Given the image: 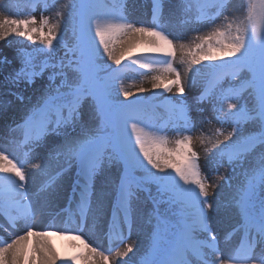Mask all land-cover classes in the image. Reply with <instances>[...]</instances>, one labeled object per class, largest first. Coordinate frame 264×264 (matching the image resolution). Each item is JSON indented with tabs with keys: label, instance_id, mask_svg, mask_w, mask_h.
Wrapping results in <instances>:
<instances>
[{
	"label": "snow or ice",
	"instance_id": "snow-or-ice-1",
	"mask_svg": "<svg viewBox=\"0 0 264 264\" xmlns=\"http://www.w3.org/2000/svg\"><path fill=\"white\" fill-rule=\"evenodd\" d=\"M44 2L46 9L55 11L39 21L35 15L23 19L0 16V41L20 37L35 46L27 55L18 52L15 61L0 56V72L16 64L4 75L10 90L0 95V110L23 104V89L35 85L45 68L53 69L41 95L9 132L13 137L23 133L31 160L41 161L32 167L44 174L46 185L59 186L61 178L71 173V198H78L82 217L93 201L96 215L103 216L110 208L109 246L105 250L93 246L78 226L55 233L75 242L70 254L62 256L46 239L51 229L36 231L28 225L22 235L0 240V264H128L124 258L139 250L132 240L133 204L142 194L153 205L167 198L165 203L179 206L181 214L172 225L161 213L151 251L141 264H264V0H246L240 7L228 0H203L195 20L221 23L192 44L181 43L182 37L171 36L158 22L163 0L153 4L148 26L129 21L119 0L115 4L110 0ZM178 3L185 12L190 8L184 0ZM230 8L231 13L226 14ZM69 26L71 43L64 39ZM61 50L58 63L49 65L45 60L37 71V56L54 59ZM125 60L127 64H123ZM176 63L185 66L183 74ZM130 69L159 73L151 77L153 96L157 90L173 93L166 99L174 102L173 112L183 117L173 129L174 141L163 134V128L146 131L149 125L140 127V94L149 89L139 86L134 93L125 86V72ZM204 70H210L212 86L206 80L192 99L199 112L207 101L222 126L213 133L216 139L211 147L204 150L208 162L216 169L225 163L243 166L260 149L259 159L246 170L249 179L233 196L234 207L209 199V188L214 185L202 169L193 135L188 134L196 123L189 115L184 77L192 74L188 76L190 90ZM225 77L227 88L221 85ZM134 95L136 100L129 99ZM204 123L211 121L202 120L201 125ZM249 124L254 131H248ZM49 136L60 142L48 148ZM195 139L205 143L202 137ZM10 143L15 140L5 138L0 145V212L11 226L20 218L27 225L30 213L25 188L30 173L26 168L31 160L21 162L10 155ZM42 148L46 151L41 156L37 150ZM56 154H62L64 162L53 167ZM111 169L118 175L106 176ZM99 176L104 180L97 190ZM151 186H155V195ZM221 209L233 215L245 234L240 246L227 255L220 254L209 223L212 213Z\"/></svg>",
	"mask_w": 264,
	"mask_h": 264
},
{
	"label": "rangeland",
	"instance_id": "rangeland-1",
	"mask_svg": "<svg viewBox=\"0 0 264 264\" xmlns=\"http://www.w3.org/2000/svg\"><path fill=\"white\" fill-rule=\"evenodd\" d=\"M35 1L39 2V5L35 8ZM49 4L51 3H58V4H67L68 0H47ZM103 2V0H102ZM120 3L123 4L124 6V14L127 16V19L133 23H137V26H139L140 22H143L145 26H148L149 23V15H150V0H119ZM203 2V0H197V4L191 2V0H184L185 5H190V8L185 12L182 10L181 6L178 3V0H169L166 2V13L164 15V21L169 23L170 29H171V36L174 35L176 32L175 36H180L182 37V34H187V38H183L180 42L184 43L186 41L187 44H192L193 42H198L197 38L198 37H203L204 35L210 33L213 28L221 23L220 20L216 21V24H208L206 22H197L195 20V17L197 15V9L199 5ZM117 3V0H116ZM229 4H231L233 7H240L243 4H246V0H229ZM55 9L45 8V2L44 0H0V16H10V17H16L19 19L23 18H28L31 15H35L37 21L41 20L43 15H48L51 16ZM168 12V13H167ZM231 13V8L229 9L228 13ZM226 13V14H228ZM172 14V15H171ZM144 17V19H143ZM211 26V27H210ZM197 31L198 34L194 35V32ZM190 35L193 36V39L190 40ZM66 42L71 43L73 40L72 37V30L71 26H69L67 36L64 38ZM8 41L6 44L5 43H0V48L3 52L2 56H7L9 59H12L15 61V58L17 57L18 52H21L25 55H27L29 52L32 51V49L35 47L34 45H31L30 42L24 40L23 38L17 37V39H13V37L8 38ZM139 50V49H137ZM138 52V51H136ZM181 54V53H180ZM63 56V50H61L58 55L54 59H49L48 57L45 56H37L35 58L34 63L38 66L37 71H40L39 66L42 65L45 60L48 61V63L54 64L59 62V58ZM109 63H111L109 61ZM123 63H128L127 60H125ZM178 63L175 64L177 66ZM16 64L14 63L12 66H5L0 72V95H3L2 91H6V93L9 92V86H7L4 83V75L7 74L11 70L12 67H15ZM135 66V65H134ZM123 67V66H122ZM138 67V66H135ZM196 67H202V66H196ZM53 72V69L51 67L46 68L43 70V74L41 76H38L36 79L35 85L31 87H26L23 89V95L25 96V102L23 104L20 103H14L13 106L16 107L18 104L20 107L24 110H26L25 106L27 103H35L36 99L41 95V92L43 90V85L47 82L48 76ZM147 73L146 76H141L140 72L138 71H133V70H127L125 72V81L124 84L125 86L133 91L134 93L136 92V89L139 86H143L146 89H150L152 86V75L155 72H151L150 70L145 71ZM210 70H204L197 76V83L196 85L191 88L190 90L187 88L188 87V76L191 75V73H188L186 77L187 80V86H186V92L187 95L189 94H197L201 91L203 87L204 80L206 77L209 75ZM150 76V77H149ZM221 85L224 88H227L229 85L228 78L225 77L223 80H221ZM162 92V90H160ZM148 92H145L141 95V99H144L145 97H150L153 96V92L151 90ZM159 90L157 91V93ZM5 94V93H4ZM162 94H169L173 95V93H161L158 94L154 97H160ZM190 94V95H191ZM191 95V96H193ZM136 98L134 95L133 97L129 98ZM10 106V107H13ZM201 107L204 109L203 112L197 111V106L194 104L193 106L190 107L189 110V115L191 119L196 123V129L192 133L194 137V145L193 147L195 150L200 154V160L201 163L203 164V170L208 173L209 178L211 182L213 181H218L219 184H221L222 187H227L228 189L234 188V189H239L241 188L249 179L246 170L249 167V164L255 160L259 159L260 155V149L257 148L256 152L253 153L249 157V164H244L243 166L240 165H233L232 167H229L227 163L224 164L223 167H220L218 169L213 168L212 165L208 162V157L206 156L205 153V148H210L211 147V142L215 141L216 137L213 135V133L217 130L220 129L222 126L220 123L216 121L214 118V113L212 112L211 106L207 103V101L204 102ZM1 111V110H0ZM13 113V112H12ZM141 117H142V123L140 124V127H145V125H149V127H145L146 131H150L153 128H163L164 135H167L170 141H174L177 136L176 133L174 132V128L179 125L180 121L183 119L178 113L174 114H168L164 112L161 109H151L148 107H145L143 110L140 111ZM15 115V113H14ZM18 116H13L9 121L6 123L2 124L0 126V145H3L5 142V138H7L9 141L15 140V143H10L8 145V151L10 155L14 156L15 158L18 159V161H24L22 158H20L19 153H23V157L26 155L31 156V152L29 149V146L26 144H21V139H22V132H17L15 136L13 137L12 134L9 132V128L13 126L15 123L20 122ZM210 120L211 123H204L201 125L202 120ZM225 129L230 130L227 125L223 126ZM248 131H254V125L249 124L247 125ZM196 137H202L205 140V143L198 142L200 140L195 139ZM56 137L49 136L46 138V144L48 148H51L54 144V140ZM221 140H223V137H220ZM52 145V146H51ZM9 146H19L21 147L20 149H12ZM174 146V145H170ZM39 150V149H38ZM15 151V152H14ZM17 153V154H14ZM30 158V157H29ZM28 158H26L27 160ZM205 162V163H204ZM63 164L62 163H57L55 167L58 165ZM217 173L216 175H213V173ZM105 175H107L105 173ZM118 175L116 170H114V174H112L113 177ZM44 178V177H43ZM40 179L38 181V184H44L45 178ZM104 180V176H99L97 177L98 180ZM151 191L153 192V195H155L156 189L155 186H151ZM141 197L146 201V206H148V214L154 218L153 215V210H155V207H159L157 205H153L149 200L145 198V194H142ZM167 198H165L166 201ZM65 203V200L58 203L55 207L53 212L56 210L60 209ZM162 205H166L165 202L161 201ZM142 207L138 203V200L134 202L133 204V216L134 218H137V216H141L142 212ZM180 208L179 206L175 207L174 210ZM160 210V209H159ZM1 219V217H0ZM155 219V218H154ZM236 223V222H234ZM233 224H230L231 226ZM150 226L151 224L148 223ZM152 227V226H151ZM85 239L88 240L86 233H84ZM93 244V243H91ZM96 246V245H93ZM106 247L104 246V249L101 248V250H105ZM232 251V250H231ZM230 251V252H231ZM127 260H133L130 256L126 258Z\"/></svg>",
	"mask_w": 264,
	"mask_h": 264
},
{
	"label": "bare ground",
	"instance_id": "bare-ground-1",
	"mask_svg": "<svg viewBox=\"0 0 264 264\" xmlns=\"http://www.w3.org/2000/svg\"><path fill=\"white\" fill-rule=\"evenodd\" d=\"M196 1L197 0H191V2L195 4H196ZM228 14H230V12ZM13 18H16V17H13ZM164 29L166 30V32L171 33L170 27L168 25H166ZM196 34H198L197 31L194 32V35ZM175 35H176V32L172 36H175ZM187 37H188L187 34H182V39L187 38ZM189 37H190V40L193 39L192 35H190ZM13 39L16 40L17 37ZM7 42L9 41L8 40L0 41V43H5V44ZM187 42L188 41L184 42V44H187ZM136 51H140V49ZM1 52L3 51L0 48V56H2ZM180 55L181 54L178 52L177 54L178 60H179ZM177 67L181 69V72L183 74V69L185 66L179 64L177 65ZM156 74H159V73L155 72L153 75H156ZM184 79H185V87H186L187 86L186 77H184ZM149 90L151 92L152 86ZM190 98L192 100V97ZM28 106H29V103L26 104L25 108H27ZM24 112H25V109L23 110L19 104L16 107L14 106L8 107L7 109L1 110L0 111V126L6 123L7 121H9L11 117L15 115L18 116L20 118L19 121H21L23 118ZM59 142H60L59 138L56 137L53 145L58 144ZM13 148L17 149L18 147L14 146ZM37 151H38V154L42 156L44 155L46 149L42 148ZM29 160H31V157ZM40 162L41 161L39 160H31V162L28 164L26 168L27 171L30 173V178L26 185L30 188V194H31L32 200L34 201L35 214L33 216L30 214V218L27 220V225L25 224V220L23 218L18 219L16 221L17 224L15 227H11L5 224L0 219V233L4 235L6 239H9L10 236H14L17 234L22 235L23 231L26 229L28 225L32 226L36 231H47L50 228V220H52L55 222V226L51 228L50 235L46 239L50 241L51 244L55 245L57 251H59L62 256H66V255H69V253L71 252L70 245H72L75 242L71 240L68 236H58L55 233L61 230H72V229H75V227L71 226L70 229L64 228L61 223V219L62 217H64V213H61L55 217V214L57 211L53 212V210H54V207L58 203L64 200L66 202L67 200L68 194L70 192L69 184L71 181V173L69 172L61 178L59 182V186L52 185L48 190H44L43 192H40V193H35L36 189L40 187L41 185L40 183L38 184V181L42 179L43 177L45 178V176L38 169L33 168L32 164L40 163ZM62 162H64V156L62 154H56V159L53 162V167H55L57 163L59 164ZM114 170L115 169H111L107 171L106 176H112V174H114ZM102 182H103V179L96 181L95 186L97 190H99V188L101 187ZM212 184L214 186L209 188V194H210L209 199L210 200L216 199L218 202H220L221 204L225 206L234 207L235 201L233 200V196L236 194L237 189H234V188L228 189L227 187H222L218 181H215V182L213 181ZM141 199H143V197H140L139 201ZM140 206L143 208L141 212V216H137L136 224L133 227V233H132V240L137 241L139 245V250L134 249L133 253H129V256L134 261V264H141V262L148 257V254L151 251L150 245L152 242V238L156 232V228L158 225V221L152 218L148 214V209L145 204V200L144 202L142 200L140 201ZM165 207L166 206H164V208ZM109 210L110 208H106L103 216L96 215L95 214V203L93 201L92 209H91V212L88 218L87 227L85 229L86 236L89 242L93 243V245L98 244L99 246H103L101 244L103 240V230L106 229ZM234 221L236 220L234 219L233 215L228 212H225L224 209H221L219 213H212L211 218L209 220L212 231L216 233L218 247H219L221 255H227L234 248V245L237 242V238L235 241H227V240H224L223 236H221V234H224L232 230V226L230 224L233 223ZM148 223H150L152 227ZM4 229H7V232H5ZM35 239L36 238L33 237V240H32L33 243H35ZM126 258L127 257H125L124 259ZM58 264H60V262H58ZM128 264H129V261H128Z\"/></svg>",
	"mask_w": 264,
	"mask_h": 264
}]
</instances>
